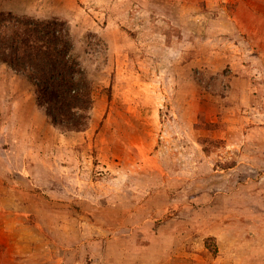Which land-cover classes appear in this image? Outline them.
<instances>
[{
  "label": "rangeland",
  "instance_id": "1",
  "mask_svg": "<svg viewBox=\"0 0 264 264\" xmlns=\"http://www.w3.org/2000/svg\"><path fill=\"white\" fill-rule=\"evenodd\" d=\"M0 12L66 21L94 93L62 133L0 65V264H264V0Z\"/></svg>",
  "mask_w": 264,
  "mask_h": 264
},
{
  "label": "trees",
  "instance_id": "2",
  "mask_svg": "<svg viewBox=\"0 0 264 264\" xmlns=\"http://www.w3.org/2000/svg\"><path fill=\"white\" fill-rule=\"evenodd\" d=\"M0 65L33 85L38 109L56 129H89L93 83L76 55L66 21L0 12Z\"/></svg>",
  "mask_w": 264,
  "mask_h": 264
}]
</instances>
